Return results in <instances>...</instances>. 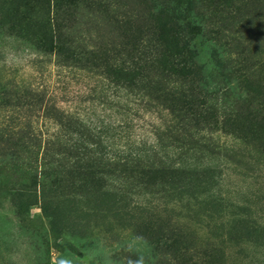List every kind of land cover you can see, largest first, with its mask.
I'll return each mask as SVG.
<instances>
[{"label": "trees", "instance_id": "trees-1", "mask_svg": "<svg viewBox=\"0 0 264 264\" xmlns=\"http://www.w3.org/2000/svg\"><path fill=\"white\" fill-rule=\"evenodd\" d=\"M227 1L0 0V30L7 36L28 41L43 56L54 57L58 66L95 72L110 87L141 95L170 115L155 134V149L119 154L111 153L83 120L54 105L42 118L53 120L59 129L42 140L31 120L38 119L45 95L38 90H9L5 99L1 95L0 109L18 108L28 120L7 133L0 128V147L8 145L0 148V178L8 170V177L23 188L14 194L16 217L37 204L52 222L75 214L86 219L89 228L92 216L104 217L109 230L98 228L100 235L117 225L120 231H131L134 243L112 244L118 261L127 264H170L178 252L189 249L205 252L200 255L211 261L217 245L178 233L183 231L176 222L145 219L144 213L154 212L157 218L160 207L165 211L170 204L182 210L178 205L183 200L190 205L206 199V212L191 203L195 210L189 215L181 211L178 218L196 225L218 222L228 231L237 223L242 235H250V230L255 234L242 226L247 208L209 197L217 185L208 188L202 176L215 178L213 169L180 168L158 157V152L176 150L179 165L190 154L214 155V134L244 141L264 157V52H257L250 40L254 33L243 35L228 22ZM253 1L264 13V0ZM21 140L24 153L18 151ZM42 149L44 168L39 176L37 157ZM152 195L158 203L134 201ZM258 239L264 245V235Z\"/></svg>", "mask_w": 264, "mask_h": 264}, {"label": "rangeland", "instance_id": "rangeland-1", "mask_svg": "<svg viewBox=\"0 0 264 264\" xmlns=\"http://www.w3.org/2000/svg\"><path fill=\"white\" fill-rule=\"evenodd\" d=\"M235 1L238 2L237 5L231 7ZM226 4L225 15L228 16V22H233L243 35L246 32L254 33L250 40L257 46V52H264V13L259 2L228 0ZM232 10L236 12L234 16L230 14ZM9 90H38L45 95L42 110L36 114L38 119L31 120L34 129L41 133L42 140L52 138L59 129L53 120L42 118L46 114L43 111L54 105L64 114L77 116L94 129L111 153L129 154V151L139 150L140 155V151L155 149V134L162 130L170 117L167 111L156 107L147 98L114 89L95 72L58 66L54 57L43 56L28 41L9 37L1 31L0 96L4 95L2 97L5 99ZM4 99H0V102ZM17 113L21 112L15 107L0 109V128L5 133L28 123L27 118L22 119ZM211 141L216 146L214 155L189 153L192 157H185L179 165L175 163L178 151L172 149L166 154L164 151H154L158 152L160 159L167 160V165L196 170L213 169L216 172L215 178L202 176V179L205 178L204 183L209 185L208 188L213 184L217 185L209 197L221 199L227 205L247 208L248 212L243 217L245 225L242 226L252 228L255 234L250 230V235H242V227L237 223L228 231L227 227L222 228L218 222L203 221V224L196 225L190 219L176 216L181 211L189 215V210H195L191 208V203L200 211L203 210L201 213L204 214L206 199L198 200V204L191 202L190 205L183 200L178 205L182 206V210L175 209L171 204L167 205L165 211L160 207L157 218L153 212L144 213L145 216L148 215L145 219L153 223L176 222L183 231L178 233L188 235L191 240L208 241L217 245L218 252H214L211 261L200 255L205 252H192L189 249L187 252H178L177 260L170 264H264V245H261L263 237L258 239V236L264 235V157L256 154L255 149L244 141L230 136L214 134ZM19 145L21 151L17 148L18 151L26 152L23 140ZM7 146V143H3L0 148L4 150ZM42 152L43 149L37 157L39 164L36 172L39 176L44 168V164L40 162ZM5 159L3 156V160ZM7 171L0 178V264H127L124 260L118 261V252H113L115 247L112 244L116 240L120 243H134L131 231H120L117 229L120 225H117L109 234L100 235L98 228L105 226L109 230L108 224L103 222L104 217L92 216L89 228L85 227L87 220L82 216L80 219L75 214H70L69 218L59 217L52 222L39 204L31 206L23 217H16L14 194L23 188L8 177ZM51 180L53 181L52 177L46 179L48 186L52 185ZM36 190L39 191V186ZM149 198L145 201L140 197L134 201L159 202L154 195ZM167 201L169 200L164 202ZM229 211L230 209L227 212ZM127 218L129 217L122 220ZM254 236H257L256 242L245 241L246 238L254 240ZM170 254L172 257L173 253ZM149 261L150 264H162L159 261Z\"/></svg>", "mask_w": 264, "mask_h": 264}]
</instances>
